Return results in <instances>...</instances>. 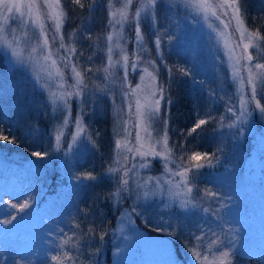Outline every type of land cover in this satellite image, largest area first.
<instances>
[{
	"label": "rangeland",
	"instance_id": "rangeland-1",
	"mask_svg": "<svg viewBox=\"0 0 264 264\" xmlns=\"http://www.w3.org/2000/svg\"><path fill=\"white\" fill-rule=\"evenodd\" d=\"M101 2L108 9L109 13L110 10L121 7L123 0H111V4H109L108 0H102ZM139 6L140 0H134L133 5L129 9L130 13H134L135 9ZM224 19L227 20L226 17ZM65 20L62 29L64 35L63 42L65 45L72 46L76 49L75 55L70 56L68 66H66L62 60H58L60 68L64 73L65 87H67V85L73 83L70 65L75 64L82 73L83 69L77 54L74 33L65 29ZM140 22L143 32L142 45L135 42V28L134 23L131 21V17L129 22L125 23L123 26L121 32L122 39L112 42L114 59H118L121 53V49L115 47L117 43L122 46L124 52L129 54L130 63L133 54L139 56L138 70L133 72L129 69L127 82H125L122 66L117 65V67L112 70L111 76L104 73V67L99 68L102 75L106 77V83L94 81L91 86L95 90L94 93L90 92L94 95V98L100 95L106 96L111 103L109 107L112 116L111 139L107 144L109 146L112 141L111 147L113 150L111 153L113 166L120 168L121 165H125L126 163L123 159L120 160L119 164L116 163L117 152L115 150V140L123 136L125 127L132 131L134 136V120L131 118L128 109L129 103L134 104V98L131 96L130 92L131 88H135L137 84H140L143 89L146 85H149V83L152 88L160 86V76L163 74V71L165 73L168 72L167 63H171L191 74L192 68L198 66L205 67L208 62L219 63L220 61V65L218 66H224L225 73L229 75L228 79L236 99L234 103V112H228V117L225 119L227 124V135L221 145L225 146L227 139L233 141L235 138V142L238 141L232 149L227 145V148H229L225 150L226 159L224 158L225 154L222 153H218L217 157H211V166L213 167L223 166L222 163H224L221 169L225 171L224 175L227 177L223 179L220 177L221 175L218 176V178H216L217 185L214 186L216 190L215 193L217 194L216 196L222 199L223 202L219 207L222 208L221 210H226L227 216V225L224 231L227 239H225V248H223L222 251H226V248H229L228 250L233 254V264H264V198H261V195L264 194V158L260 153L261 148L259 143L253 147L251 153L245 147L248 137L257 140L261 139L262 135H260L259 126L255 120L259 118L260 121L264 122V113L257 110L254 104H250L248 106V115L246 118L237 121L234 126L229 127V125L233 123L235 116L239 114L240 93L238 92V83L233 78V61L229 58L228 50L224 46L223 38L219 34L221 31H224L223 25L220 20H217L215 17L209 16L208 19H205L204 14L193 7L191 0H160V3L154 10V16L151 14L144 16L142 14ZM244 23L245 27L251 31L245 19ZM13 30H15V35H21V32L26 30L29 36H21L19 55H13L12 48L0 43V56L4 57L10 68L26 70L29 74L30 83L43 91L46 98L50 101L52 106L51 111H62L63 115L61 120H57L56 125L53 126L54 138L57 129H62L63 136L59 148L62 151V162L65 164L68 171H66V177L63 178L65 180L68 178L69 184L66 186L65 191L59 188L61 193H59L58 196L44 198L43 205L40 208L32 209L24 219H15V225L0 224V231L4 230L2 237L0 235V264H54L52 259H48L51 257L46 258V256H48V251L57 249V242L55 240L60 234L59 224H61V220L66 219L65 212H68L64 205L71 206V202H73V204L76 202L78 197L76 196L78 195L77 191H82V189H85L88 185L96 187L97 179L88 180L86 182L85 179H77V177L81 176L83 171L78 173L75 169L79 168V162L84 159V155L92 154L97 148L95 142H97L98 134H93L90 125L84 122V117L81 112L82 107L77 109L74 106L75 103L73 99L76 97L69 98L67 106L62 105L59 101L53 104L51 99L52 93H59L64 89L60 87L61 79L56 75V70L51 68L49 64L44 61L37 59L39 52H31V47L35 45L39 35L38 30L31 26L24 29L18 19H16L15 22H9V39H11ZM108 30V33L114 31L109 24ZM228 31L233 34V46L241 44L239 33L234 31V25L230 26ZM53 35L54 33L50 27V38ZM157 36H159L161 40L159 50L154 42ZM169 37H172V39L169 40ZM103 42V47L105 48L104 54L107 58L109 42L106 37ZM256 44L258 45V41H256ZM59 45L60 41L57 38V40L52 43V48L53 50H58V56L63 57L68 55L63 49H60ZM13 47H15V45H13ZM258 47L249 49L254 60V50ZM177 51L185 52L189 55L190 61L188 62L181 59ZM241 52L242 44L240 48H236L237 54ZM168 55L172 57L167 58ZM243 63L244 61L242 60L241 64L243 65ZM144 68H148L150 72L155 74V81L150 82L147 74L143 73ZM49 72L52 74L49 75ZM242 74L246 75L243 70ZM141 75L144 76L143 81L141 80ZM97 87L98 89H96ZM172 89L175 90L176 85ZM126 91L129 92V96H124V92ZM260 91L262 90L258 89V99L261 94ZM245 95H248L247 85H245ZM164 111L165 108L163 106L161 108L162 118L167 116V112L165 111L164 113ZM65 116H68L69 120L67 125L63 124ZM78 116L82 118V123L85 126V133L81 134L77 141L73 143L72 134L75 131L74 122ZM212 120L213 118L208 121ZM225 120L222 119L219 123L220 126L217 125L219 129H226L224 127ZM90 123L94 124V122ZM0 129H3L4 134L13 137L9 133L10 129H6L5 125H1ZM163 130V125L156 123L152 132L153 137L159 139L157 132L162 134ZM199 131L200 129L197 130L196 136H198V134L201 136ZM167 135L169 140L168 146L172 149L171 161L167 163V166L173 171H179L181 164L191 167L190 163L194 164V161L191 160L190 163H187L180 157L178 158L171 147L168 131ZM131 138L132 137H129V139ZM212 138L213 133L210 135V139ZM63 140L66 141V145L62 143ZM1 142L10 144L11 146H20L19 142ZM69 144H72L71 149L68 148ZM54 146L57 147L56 143H54ZM157 150H159V146H157ZM22 151L26 152V155L24 153L22 154L23 156H20L17 165L23 169L32 168L31 162L34 160V157L28 156V154H30L28 152L30 151L26 150L25 147H23ZM196 152L204 154V152L201 151ZM124 155L128 156L126 166L132 167L135 165V169L133 172L129 173V191L122 192L119 198H115L117 201H122L130 208L120 210L114 218L115 225L113 229L111 228V235L113 236V241H115L116 246H113V258L110 264H174V262L175 264H183L182 261L179 260L181 256L176 257L175 255V253L179 251L180 243L178 241L180 238H186V235H191L189 229H197L198 226H194L195 222L197 223L198 221L202 223L205 228H209L216 218V215L210 212L209 207H201L202 212H200L197 202L198 199L195 195L197 192L193 184L194 180L192 179V175L195 172L190 176L191 183L194 187L188 199H190L192 203L187 204L186 207H181V204L185 201V197L182 194L176 195L175 193L178 191L176 189L170 190L169 184L166 183V181L170 179V174L165 172L164 162L149 157L148 159L151 162L149 167L141 168L139 165L142 161L139 158L133 159L131 154L128 153ZM83 170L85 171L84 168ZM121 175H123L121 171L109 172L106 178L110 177L112 181L118 184ZM7 176L9 177V175ZM151 178H159L160 184L157 185L156 180ZM175 179L179 180V177H175ZM212 182L214 181L209 180L211 185H213ZM4 183L10 185V179L7 178ZM145 184L147 185L146 187L144 186ZM245 184H249L247 187L252 186L253 190H258V193H253L251 189H247ZM71 188L74 190L69 191ZM114 188L116 189L117 186ZM145 191L150 193L149 196L145 197L143 195ZM251 194H253L252 197ZM4 197V200L1 199L3 204L8 202L9 204L17 205V207L25 201L29 202L32 199L31 190L29 188H24L23 191L15 189V196L5 194ZM66 200H68L67 203L69 204L64 203ZM201 200L203 201L204 199ZM134 206L136 207V211L132 213L131 209ZM8 208L9 207L1 205L0 220L11 219L14 216L13 210L11 213H4ZM142 210L156 213H154L151 218L144 214ZM148 223H151V225H154L156 228H152ZM216 225L219 226L218 224ZM215 230L216 229H214V231ZM214 231H208L207 234L200 235V232H205L200 230L198 235H192L194 241L189 240L190 247L200 248L197 243H199L204 236H212ZM8 234L10 235L9 237H7ZM197 236L201 237V239L196 240L195 237ZM233 237H235V239H233ZM229 238L231 240L230 243L228 242ZM209 245H211V243H209ZM6 251L8 253H6ZM242 252L245 253L242 254ZM206 255H208V253ZM178 257L179 259H177ZM209 259H212V257Z\"/></svg>",
	"mask_w": 264,
	"mask_h": 264
},
{
	"label": "trees",
	"instance_id": "trees-1",
	"mask_svg": "<svg viewBox=\"0 0 264 264\" xmlns=\"http://www.w3.org/2000/svg\"><path fill=\"white\" fill-rule=\"evenodd\" d=\"M62 1L67 14L65 29L74 33L77 54L83 73H85L84 83L87 85L83 96L73 99L74 106L77 109L82 107L81 112L84 122L90 125L93 134L99 136H97V142H95L97 148L92 154L84 155V159L79 162V168L75 170L78 173L82 171L83 173L91 172L97 177V184L96 187L88 185L82 191H77L76 202L74 204L71 202V206L64 205L68 212H65L66 219L61 220V224H59L60 234L55 240L57 249L48 251L46 258L64 251H70L71 255L78 258L77 264H110L113 258L112 249L115 245L111 235V228L113 229L115 225L114 218L120 210L130 207L109 195L115 191L114 187L118 184L112 181L110 177L106 178L109 173L108 169L119 168L113 166L112 141L109 146L107 144L111 139L112 116L109 111L111 103L106 96L100 95L94 98V95L91 94L95 92L91 87L94 81L106 83V77L102 75L99 68H103L106 62L103 41L109 31V13L101 2L102 0H81L84 5L83 8L75 4L73 0ZM241 7L248 28L253 32L258 30L261 36H264V0H241ZM258 45L259 47L254 50V63H264V40L258 41ZM177 54L181 59L190 61L189 55L185 52L177 51ZM170 57L172 56L168 55L167 58ZM167 65L168 72L163 71L162 75L160 72V86L164 89L166 100L171 101L169 105L164 106L167 112V116L164 118L169 122L167 131L170 136L171 147L177 157L190 163L189 157L196 151L208 153L209 159L217 157L218 153L225 154V150L229 148H227V145L232 149L238 141L235 142V138L233 141L227 139L225 146L221 145L227 135L225 120L228 117L227 109L229 107L235 108L234 103L236 101L228 79L229 75L225 73L224 66H218L220 61L219 63L208 62L205 67L192 68V73L185 75L181 68L171 63H167ZM88 69H91V71H87ZM175 85L176 89L173 90L172 88ZM260 92L259 99L264 104V90ZM51 110L50 101L43 91L30 83L29 74L26 70L10 68L4 57L0 56V126L5 125L6 129H10L9 133L19 141L20 145L16 147L0 141V207L1 205L9 207L4 213L8 214L13 210L14 217L19 220L24 219L32 209L40 208L43 205L44 198L58 196L61 193L60 189L65 191L66 186L69 184L68 178H66L67 180L63 178L66 177L68 171L62 162V151L54 146L56 142L53 126L56 125L57 120H61L63 113L62 111L53 112ZM209 116L213 120L208 121L200 128L201 136L199 134L196 136V133L188 135L190 128L200 118H208ZM222 119L225 120L224 127L226 129L217 127V125L220 126L219 123ZM255 121L259 126L261 139L248 137L245 147L251 153L253 147L259 143L260 153L264 158V122L260 121L259 118H256ZM90 122H94V124ZM211 133H213L212 139H210ZM62 143L66 145L65 140ZM23 147L30 151L28 156H32L31 153L35 151L47 152L48 155L43 159L32 156L34 157L31 162L33 169H23L17 165L20 156H23L24 153L26 155V152L22 151ZM224 158L226 159V154ZM197 162L204 164L203 168L192 175L200 212H202L201 207H209L210 212L214 213L216 218L209 228H205L198 221L195 222L194 226H198L197 229H189L191 235H186V238L177 240L180 246L178 253H175V255L176 257L181 256L179 260L183 264L200 263L194 260L191 253L193 247L189 245V240L194 241L192 235H198L200 230L206 232H200V235H204L208 231L213 232L216 229L212 236H204L199 243L196 242L200 247L197 250L205 255L208 253L209 258L219 255V252L225 248V239H227L224 234L227 225L226 210H221L222 208L219 207L223 203L222 199L218 196L209 197L204 194L206 189L212 192L216 191L214 186L217 185L216 178L218 176L221 175L220 177L223 179L227 178L224 175L225 171L221 169L224 163H222L223 166L213 167L211 166L212 163L209 164L206 159L194 161V164ZM194 164L190 163L191 166ZM7 178L10 179V185L4 183ZM209 180L214 181L212 182L213 185L209 183ZM86 181L88 180L85 179ZM245 186L247 189H251L253 193L258 191L253 190L252 186L247 187L249 184H245ZM24 188L31 190L32 199L29 201V208L20 211L19 207H10L13 204L8 202L3 204L2 200L5 199V194L15 196V189L23 191ZM71 190L74 189L71 188L69 191ZM261 198H264V194L261 195ZM67 201L64 203H67ZM142 212L151 218L156 213L147 212V210H142ZM15 224L14 220L10 225ZM76 224L80 225L79 229L75 228ZM148 225H151V223H148ZM90 228L93 229L91 234L88 233ZM152 228L156 227L153 225ZM60 230H62L63 236H71L72 231H76L80 241L79 247L73 249L71 244L61 247L63 236ZM3 234L4 230H1V237ZM101 234H103L102 240L100 239ZM9 236L8 234L7 237ZM216 240L223 243L214 244L213 241ZM230 241L229 238L228 242L230 243ZM97 249H99L98 252ZM6 253L8 252L6 251ZM244 253L242 252V254Z\"/></svg>",
	"mask_w": 264,
	"mask_h": 264
},
{
	"label": "snow or ice",
	"instance_id": "snow-or-ice-1",
	"mask_svg": "<svg viewBox=\"0 0 264 264\" xmlns=\"http://www.w3.org/2000/svg\"><path fill=\"white\" fill-rule=\"evenodd\" d=\"M75 4H78L81 8L84 5L81 3V0H73ZM111 4V0H108ZM192 5L196 8L197 11L204 14V18L208 19L209 16L215 17L217 20H220L223 25L224 31H221L219 34L223 38L224 46L227 48L229 53V58L233 61V78L238 83V92L240 93L239 97V114L235 116L233 123L229 125L232 127L236 124L237 121H241L246 118L248 115V106L254 104L255 108L261 113H264V104H261L260 99H258V89L264 90V63H253L254 57L249 52L250 48L258 47L256 41L264 40V36H261L259 31H249L245 27L242 9H241V0H191ZM134 0H123L121 7L110 10L108 14V24L114 29L110 31L106 39L109 42V47L107 48V62L103 68L104 73L108 76L112 75V70L117 67V65L122 66L124 70V81L127 82V76L129 69L136 72L138 70V61L139 56L133 54L131 63L129 62V54L123 51L122 46L117 43L115 47L121 49V53L118 59L113 58V46L112 42L114 40L122 39V29L125 23L131 21L134 23L135 28V42L137 44L143 43V32L141 27V17L153 15L154 10L157 5L160 3V0H140V6L137 7L134 13H130L129 9L133 5ZM66 12L63 10L62 0H0V43L8 46L13 49V55H19V48L21 42V36L28 37L29 33L26 30L21 32V35H15V30L11 34V39H9L8 26L9 22H15L16 19L20 20L21 25L24 29L28 26H31L38 30L39 35L36 39V43L31 47V52H39L37 59L44 61L49 64V66L56 70V75L61 79L60 87L64 90L59 93H52L51 99L53 104H56L58 101L67 106L69 98L72 97H82L87 85L84 83L85 73H82L75 64H71V79L72 84L65 87L64 82V73L60 68L58 60H62L66 66L69 65L70 56L75 55L76 49L72 46L65 45L64 35H63V23L66 19ZM227 18L225 20L224 18ZM234 25V31L239 33V40L242 44V52L240 54L236 53V48H240L241 44L233 46V34L228 31L230 26ZM119 26V27H117ZM53 31L54 35L50 38L49 28ZM60 41V49H63L68 55L63 57L58 56V50H53L52 43L57 40ZM169 40L172 37L168 38ZM247 41V42H245ZM155 45L159 50L161 45L160 37L157 36L155 39ZM15 45V47H13ZM91 59V58H89ZM244 61L243 65L241 61ZM154 63V62H153ZM242 70L246 75L242 74ZM87 71H91L88 69ZM185 75L189 74L185 70H181ZM143 73L147 74L150 82L156 80V76L153 72H150L148 68L143 69ZM52 73L49 72V75ZM141 80H144V76L141 75ZM245 85H247L248 95H245ZM70 89V90H69ZM131 96L134 98V104L129 103L128 109L131 118L134 120L133 129L134 136L132 131L127 127L124 128V134L122 137L115 140V150L117 152V161L119 164L120 160L123 159L126 163L121 165L120 168H109V172L121 171L123 175L119 177L118 186L113 193H110V196L119 198L122 192L129 191V173L133 172L135 165L132 167H127L128 156L124 155L125 153L131 154L133 159L139 158L142 163L139 167L147 168L150 165L149 157L159 159L165 163V172L170 174V179L166 181L169 184L170 190H178L176 195H183L185 201L181 204V207H186L187 204L192 203L188 197L193 192V185L190 180L192 173L198 171L204 167L202 163H195L191 167L180 165L179 171H173L167 166V163L171 161L172 149L168 146L169 140L167 135L168 130V120L161 117V108L163 106L169 105L170 100H166L164 97V89L162 86H157L152 88L149 85H146L145 88H141L140 84H137L135 88L130 89ZM124 96H129V92H124ZM163 102V103H162ZM228 112L233 113L234 108L229 107ZM211 119L209 116L207 119H199L194 126L188 131V135L196 133L201 126L208 123V120ZM69 122L68 116H65L63 121L64 125H67ZM75 131L72 134V142L75 143L81 134L85 133V126L82 123V118L77 117L75 119ZM156 123L163 125V133L157 132L159 139L153 137V129ZM63 136L62 129H57L55 135V142L57 149L61 145V138ZM129 137H132L129 139ZM0 141H6L9 143H18L19 141L10 137L9 135L4 134L3 129H0ZM94 143V142H93ZM159 146V150H157ZM72 144L68 145V148L71 149ZM32 156L43 159L48 155L47 152L35 151L31 153ZM214 155V154H213ZM190 160L200 161L206 159L210 164L211 159L208 158V154H201L199 152H194ZM175 177H179V180H176ZM77 179H87V180H96L97 177L91 172L82 173ZM156 180L157 185L160 184L159 178H151ZM147 186L146 184L144 185ZM149 192L145 191L144 196H149ZM206 196L215 197L217 194L210 190H205L204 193ZM10 207L16 208L17 205L13 204ZM19 210L23 211L30 207L28 201H25L23 204H20ZM136 208H132L131 212L135 213ZM16 217L11 219L0 220L2 225H10ZM80 225L76 224L75 228L79 229ZM61 235L63 236L62 230ZM93 229H88V233L91 234ZM100 239H103V234H101ZM196 240H200L201 237H195ZM235 239V237H233ZM79 237L76 231H72L71 236H63L61 240V247L71 244L73 249L79 247ZM214 244H222V241L216 240L213 241ZM97 252L99 249L96 250ZM119 251V250H118ZM192 256L194 260L199 261L200 264H233L232 252L230 250L220 251L219 255H214L212 259H209L208 255L203 254L197 248L193 247L191 249ZM54 264H77V257L71 255L70 251H64L58 255L51 257ZM179 259V257L177 258ZM175 264V262H174Z\"/></svg>",
	"mask_w": 264,
	"mask_h": 264
}]
</instances>
